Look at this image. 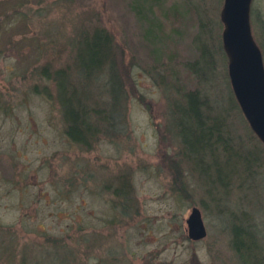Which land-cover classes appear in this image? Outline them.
<instances>
[{"label": "rangeland", "instance_id": "rangeland-1", "mask_svg": "<svg viewBox=\"0 0 264 264\" xmlns=\"http://www.w3.org/2000/svg\"><path fill=\"white\" fill-rule=\"evenodd\" d=\"M223 2L0 0V264H243L236 216L264 257V144L232 89ZM251 24L264 58V0ZM96 25L114 35L120 92L114 102L109 75L87 86L114 127L83 143L67 133L56 76ZM202 52L211 66L199 77ZM194 89L223 109L229 138L199 165L177 122ZM194 206L199 240L188 236Z\"/></svg>", "mask_w": 264, "mask_h": 264}, {"label": "trees", "instance_id": "trees-1", "mask_svg": "<svg viewBox=\"0 0 264 264\" xmlns=\"http://www.w3.org/2000/svg\"><path fill=\"white\" fill-rule=\"evenodd\" d=\"M114 40V35L101 25L82 31L76 46L74 68L72 70L63 69V72L57 73L59 96L67 123V133L79 142L88 143L94 139L100 127L106 130L114 127L112 114L108 110H102L103 105L99 102L94 104L93 96L87 89V86H93V82L98 78L109 75L105 84L110 85L114 102L119 99L120 82L115 65L116 44ZM210 63L207 54L202 52L200 61L193 64L191 69L201 77V73L210 69ZM70 71H73V74ZM90 103L93 104L90 106ZM222 110L219 109L216 114L210 103V97L202 94L199 89L187 91L185 104L177 109L181 140L185 150L196 160L197 165L202 164L206 154L212 156L215 161L216 148L224 147L229 141V138L226 141L224 137L225 124L224 115L221 114ZM234 158L239 160L244 156L237 157L236 155ZM246 161L247 158H245ZM234 166L229 162L226 170ZM233 220L235 221L232 225V244L240 258L243 259L242 263L264 264L263 251L254 227L246 225L238 216Z\"/></svg>", "mask_w": 264, "mask_h": 264}, {"label": "water", "instance_id": "water-1", "mask_svg": "<svg viewBox=\"0 0 264 264\" xmlns=\"http://www.w3.org/2000/svg\"><path fill=\"white\" fill-rule=\"evenodd\" d=\"M252 3L253 0H224L220 17L234 95L250 127L264 144V58L252 32ZM187 225L191 239L207 235L199 207L192 208Z\"/></svg>", "mask_w": 264, "mask_h": 264}]
</instances>
